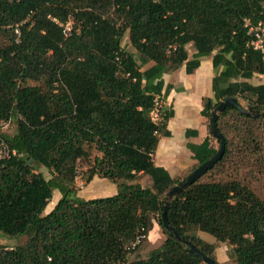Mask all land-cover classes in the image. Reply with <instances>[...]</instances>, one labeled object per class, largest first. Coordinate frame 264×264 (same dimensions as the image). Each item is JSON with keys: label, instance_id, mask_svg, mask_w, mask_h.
<instances>
[{"label": "trees", "instance_id": "trees-1", "mask_svg": "<svg viewBox=\"0 0 264 264\" xmlns=\"http://www.w3.org/2000/svg\"><path fill=\"white\" fill-rule=\"evenodd\" d=\"M69 15L75 22L66 37L53 18ZM245 19H264V0H0V126L16 128L0 137L20 154L0 160V237H26L0 243V264H201L162 225V198L178 181L152 156L173 110L166 107L160 125L150 112L154 96L166 99L170 90L165 72L184 65L191 73L211 54L221 70L201 115L209 118L226 96L264 109V80H233L264 75ZM125 32L134 50L121 46ZM217 127L223 155L170 201L168 222L217 264L218 243L228 247L226 264H264V196L247 180L264 173V116L227 106ZM210 139L187 143L192 168L216 152ZM81 159L91 160L86 182L105 178L116 192L79 195ZM153 220L165 239L129 261Z\"/></svg>", "mask_w": 264, "mask_h": 264}, {"label": "crops", "instance_id": "crops-1", "mask_svg": "<svg viewBox=\"0 0 264 264\" xmlns=\"http://www.w3.org/2000/svg\"><path fill=\"white\" fill-rule=\"evenodd\" d=\"M220 70L221 67L214 69L211 54L202 57L199 66L191 73H187L185 66L181 65L165 72L162 76L164 84L170 85L166 102L169 109L173 110V115L166 123L169 135L159 136L152 157L154 163L166 168L173 178L184 176L197 162L187 143L198 144L209 136L208 123L205 122V117L200 111L203 108L204 99L213 96V78ZM256 77L259 83L264 80V75L259 74ZM188 129H194L196 133L191 132L186 135ZM107 187L108 195L116 192L115 184L111 183ZM198 235L208 242H215L214 238L211 240L204 237L205 232H198ZM224 247L226 248L224 243H218L215 247L219 263H224L228 259Z\"/></svg>", "mask_w": 264, "mask_h": 264}, {"label": "rangeland", "instance_id": "rangeland-1", "mask_svg": "<svg viewBox=\"0 0 264 264\" xmlns=\"http://www.w3.org/2000/svg\"><path fill=\"white\" fill-rule=\"evenodd\" d=\"M121 46L125 50H129V51L134 50L132 45L129 43L127 32H125V34L121 40ZM189 52H191V51L189 50ZM233 80H247V81L254 83V84L259 83V80L257 79L256 75L252 76L251 78H247V79L242 78V77H238L237 79H233ZM30 82H31V84L37 83L36 81H30ZM237 99L240 102V104H242L244 107H247L250 103V101L247 100L243 96H237ZM205 122H207L209 124L208 117H205ZM0 129H1L0 132L4 131L6 133H12L15 131L16 128H15L14 122H12V123H9L7 126H3V127L0 126ZM209 136L211 137L212 145L215 147H218L219 143L217 142V140L215 138H213L210 135V133H209ZM90 164H91V160H88V159H85V160L81 159L78 161L79 167H78V175L76 177L77 193L79 195H81L82 197H85V198L108 195L109 192L107 191V189H108L107 186L109 184H111V182L109 180L95 176L94 180H91L90 182L85 181V178H84L85 173L84 172ZM36 169H37V171L41 172L45 177L50 176V172L45 167L38 165L36 167ZM192 169L188 170V172L186 174H184V176L176 177L175 178L176 181H179L180 179L184 178ZM220 176H223V175L221 174ZM248 177H247L248 183L251 184L252 188L260 196H264V173H255L254 175H248ZM207 178L208 177L204 176V177H202V180H205ZM141 182L143 185H147L144 178L141 180ZM55 192H56V193H54L55 195L53 194L54 196H53L51 202L49 203V205L46 209L47 211L51 209V207L54 205V203L57 201V199L60 196L59 191L58 192L55 191ZM205 234L206 235H203L204 237H206V238L208 237V239L211 238V240H213V237L210 234H208V233H205ZM165 237H166V235L163 232L161 226L156 222V220H153V226L149 230L146 239L144 241L138 242L136 247L134 248V250L132 252H129V254L127 255L128 260L130 261L134 257H145L151 249L160 245L163 242V240L165 239ZM25 239H26L25 236H22V237H19L16 239L1 236L0 237V243H3V244L8 245V246H13L16 244L23 243V241H25ZM225 249H226V253H227V250H228L227 245H226ZM213 253H214L215 258L217 260L218 258L216 256L215 249H214ZM218 256H219V258H221V256L219 254H218ZM228 262H229V260L227 259L226 262H224V263L221 262L220 264H226ZM201 264H205V263L202 262Z\"/></svg>", "mask_w": 264, "mask_h": 264}, {"label": "water", "instance_id": "water-1", "mask_svg": "<svg viewBox=\"0 0 264 264\" xmlns=\"http://www.w3.org/2000/svg\"><path fill=\"white\" fill-rule=\"evenodd\" d=\"M227 106H234L239 109L242 113L249 116H264V109H259L256 106L248 105L244 107L240 104L237 97L234 96H226L224 99L220 100L215 107L210 111L209 121V133L210 135L219 141L218 148L216 152L198 164L195 168H193L184 178L180 179L176 184L170 187L165 196L162 198V206H161V220L164 229L173 236V238L183 242L188 246L190 252L196 255L202 262L205 264H217L216 261L211 258L209 255L202 252L198 249L194 244H192L189 240L180 236V234L171 226L167 219V209L170 204V201L177 195H179L182 191L187 189L194 183L198 178H200L207 170L212 168V166L221 158L225 149V139L222 133L219 131L217 127V119L219 113L223 111V109ZM32 162V160L30 161Z\"/></svg>", "mask_w": 264, "mask_h": 264}, {"label": "built area", "instance_id": "built-area-1", "mask_svg": "<svg viewBox=\"0 0 264 264\" xmlns=\"http://www.w3.org/2000/svg\"><path fill=\"white\" fill-rule=\"evenodd\" d=\"M32 19V14L30 13L25 21ZM56 23H58L63 28V33L67 37L71 34L72 26L74 24V17L72 15L68 16V19L65 22H60L57 19L53 18ZM245 25L247 26V33L251 37L250 44L254 49L261 51L264 59V19H259L257 22H251L250 19H245ZM14 32L17 37L20 34L19 26L16 24L14 26ZM128 74V73H126ZM167 107L166 99L162 94H156L153 99V107L150 112L152 121L160 125L163 120L164 111ZM8 122H3L1 127L7 126ZM20 155L16 152L15 149L8 147V145L0 137V160L10 158L11 156ZM139 237L136 242H139Z\"/></svg>", "mask_w": 264, "mask_h": 264}, {"label": "bare ground", "instance_id": "bare-ground-1", "mask_svg": "<svg viewBox=\"0 0 264 264\" xmlns=\"http://www.w3.org/2000/svg\"><path fill=\"white\" fill-rule=\"evenodd\" d=\"M119 71H120V70H119ZM119 71H118V72H119ZM117 75H118V74H117ZM120 75H121V74H120ZM241 105H242V104H241ZM166 112H167V111H166ZM163 118H164V117H163ZM9 126H10V125H9ZM0 130H1V129H0ZM140 234H141V233H140ZM136 236H137V235H136ZM146 236H147V235H146ZM224 251L226 252V249H225Z\"/></svg>", "mask_w": 264, "mask_h": 264}]
</instances>
